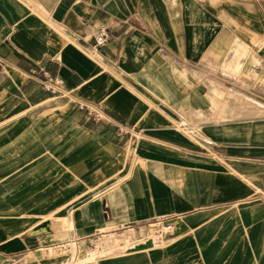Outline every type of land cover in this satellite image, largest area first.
Here are the masks:
<instances>
[{
	"label": "crops",
	"instance_id": "1",
	"mask_svg": "<svg viewBox=\"0 0 264 264\" xmlns=\"http://www.w3.org/2000/svg\"><path fill=\"white\" fill-rule=\"evenodd\" d=\"M262 103L264 0H0V264H264Z\"/></svg>",
	"mask_w": 264,
	"mask_h": 264
},
{
	"label": "rangeland",
	"instance_id": "2",
	"mask_svg": "<svg viewBox=\"0 0 264 264\" xmlns=\"http://www.w3.org/2000/svg\"><path fill=\"white\" fill-rule=\"evenodd\" d=\"M215 1H217V0H215ZM244 48H246V47H244ZM86 53L91 58H93L95 60H98V57L96 55H93V54H91L90 52H87V51H86ZM235 75L241 76L242 74L238 73V74H235ZM252 76L253 75L248 74V77L250 79H252ZM213 77L218 78L219 74H213ZM51 83L52 82H50V84ZM47 84L48 83H46L45 85H47ZM45 85L43 84V87H44L45 90H47ZM212 88H213V92H217L222 97H226V98H230V99H232V93H238L240 95H243V96L248 97V98L253 99V100H254L253 97H255V95L257 94V90H249L248 91L247 89H243L242 90V89L238 88L237 90L236 89L235 90L231 89V90H227L226 91L225 89H217L215 87V85H213ZM51 91H54L52 93L53 95H56V94H59V93L63 92L62 89L57 88V87H54L53 89L50 88L49 91H47V92H51ZM260 94H262V93H260ZM246 104H248V105L245 107L244 110H248L250 113H252V111H253L252 106L253 105L251 103H246ZM261 105L264 107V103H262ZM247 107H249V108H247ZM238 109H239V107H238ZM249 118H251V117H249ZM254 128L260 134V139L258 140L259 141L258 142L259 146L264 148V121L261 122V123L255 124ZM228 138H245V136L228 135ZM189 139H192V138L189 137ZM195 139H197V140L199 139L201 141L203 138L198 134L197 137H195ZM244 141H245L244 144H250L252 142V138H245ZM134 144H135V142H134ZM162 230H164V228L161 227L158 230V232H154L152 234V236L150 237V238H152L154 240L155 244L157 243V244L161 245L160 242L162 240H164V241L166 240V236L169 233L162 234L161 236L158 235V234L162 233ZM123 237L127 238L128 240H131L130 239V235H128V234L127 235H125V234H122V235L112 234V235L101 237L99 239L96 238L92 242V245L88 249L84 250L85 253H87L86 251H89L87 256H85V257H81L80 255L76 254L77 251H76V248L73 245L71 246V248H68V249L59 250V251L56 250L53 254H55V255L59 254V255L64 256L65 260H64L63 264H83V263H85V262H83V260L84 259L86 260L87 257L91 258L92 256L95 257V256H99V255H108V254L112 255L111 253H114V252H116V253H114L113 255L121 254V252H123V249L120 248V247L124 246V240L121 239ZM125 244H127V243L125 242ZM113 247H115V248H113ZM102 250H104V251H102ZM99 251H102V252H99ZM87 264H93V263L89 262Z\"/></svg>",
	"mask_w": 264,
	"mask_h": 264
},
{
	"label": "built area",
	"instance_id": "3",
	"mask_svg": "<svg viewBox=\"0 0 264 264\" xmlns=\"http://www.w3.org/2000/svg\"><path fill=\"white\" fill-rule=\"evenodd\" d=\"M105 41H106V32H105V29L103 28V29H100V31L94 36V44L92 45V50L96 51L99 46L104 45ZM60 84H62L61 80H58L55 82V85H60ZM45 86L47 90H49L50 88L52 89L54 88L53 84H50V83H48ZM96 115H100V114L97 113ZM119 130L122 131L123 129L119 128ZM162 228H164V230H162V233L158 234L159 236L167 233L171 229V224L170 223L164 224Z\"/></svg>",
	"mask_w": 264,
	"mask_h": 264
},
{
	"label": "water",
	"instance_id": "4",
	"mask_svg": "<svg viewBox=\"0 0 264 264\" xmlns=\"http://www.w3.org/2000/svg\"><path fill=\"white\" fill-rule=\"evenodd\" d=\"M152 245V240H146L145 242L141 243V244H137L136 246H134V250H139L142 248H147L150 247Z\"/></svg>",
	"mask_w": 264,
	"mask_h": 264
},
{
	"label": "bare ground",
	"instance_id": "5",
	"mask_svg": "<svg viewBox=\"0 0 264 264\" xmlns=\"http://www.w3.org/2000/svg\"><path fill=\"white\" fill-rule=\"evenodd\" d=\"M70 19H71V18H70ZM72 22H73V21H72ZM66 24L69 25V23H67V22H66ZM71 24H72V23H71ZM71 24H70V25H71ZM73 26H74V25H73ZM91 52H92L93 55H96V56H97V54H98L97 52H94V51H91ZM240 99H241V97H240ZM239 107H240V106H239ZM150 239L152 240V245H151V246H153L154 240H153L152 238H150ZM136 245H137V244H136ZM136 245H135V246H136ZM151 246H150V247H151ZM113 248H115V247H113ZM120 248H122L123 251H124V250H126V251H135L134 249H132V248H134V246H133L132 248H127L128 250L125 249L124 246H122V247H120ZM121 251H122V250H121Z\"/></svg>",
	"mask_w": 264,
	"mask_h": 264
}]
</instances>
